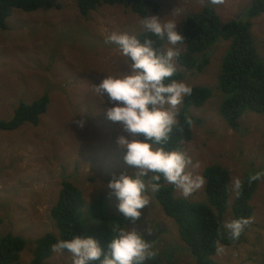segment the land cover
Here are the masks:
<instances>
[{
	"label": "rangeland",
	"instance_id": "1",
	"mask_svg": "<svg viewBox=\"0 0 264 264\" xmlns=\"http://www.w3.org/2000/svg\"><path fill=\"white\" fill-rule=\"evenodd\" d=\"M160 8L149 16L175 19L181 27L188 14L207 6L215 8L226 23L243 13L251 0H157ZM143 18L131 8L103 5L83 17L77 0H61L59 9L25 13L14 10L7 30L0 29V121H9L19 102L31 103L44 94L50 102L38 125L25 124L13 132L0 131V234L20 235L27 241L22 264L33 259L35 240L47 233H58L51 216L62 183L73 182L84 193L86 229L99 223L88 213L89 206L103 195L109 213L143 232L157 256L148 264H196L189 247L182 241L175 221L168 217L154 195L133 224L118 211V201L107 183L114 175L134 172L124 161L125 150L117 137L125 134L119 123L106 118L111 106L97 94L94 85L104 76L127 72L128 62L114 45L104 43L112 32L138 35L144 31ZM252 33L259 53L264 56V14L253 20ZM167 45L165 44L164 48ZM230 43L222 41L212 51V62L203 73L186 72L182 80L192 86L213 89L212 98L202 108H192L193 138L184 151L199 167L189 171L203 176L206 167L219 164L231 173V197L223 225L233 220L234 181L252 170L264 167V115L246 113L240 130H234L220 114L223 94L218 90L222 58ZM181 52L185 50L180 45ZM177 69L185 71L178 64ZM182 105V104H181ZM180 105V107H181ZM84 120L80 127L77 121ZM248 175H253L250 173ZM166 186H172L165 183ZM204 185L185 197L174 186L177 198L206 202ZM254 207L239 245L218 244L213 257L220 264H262L264 255V178L251 201ZM107 226V225H106ZM114 225H111V228ZM152 230L148 235L147 230ZM222 249V250H220ZM50 264H72L68 252H53Z\"/></svg>",
	"mask_w": 264,
	"mask_h": 264
},
{
	"label": "trees",
	"instance_id": "2",
	"mask_svg": "<svg viewBox=\"0 0 264 264\" xmlns=\"http://www.w3.org/2000/svg\"><path fill=\"white\" fill-rule=\"evenodd\" d=\"M61 0H0V29L7 30L8 19L14 10L32 13L39 10L59 9ZM79 12L88 17L91 11L103 5L131 8L141 18L149 16L150 11H157V0H77ZM264 14V0H251L247 9L236 18L223 23L214 7L207 6L198 13L186 16L181 27L185 37V50L178 58V64L185 71L177 69L172 79L182 80L186 72L203 73L212 62V51L218 43L227 41L230 46L222 58L217 88L223 94L220 114L234 130H240L241 119L252 112L264 115V56L255 43L252 33L253 20ZM141 40L151 38L157 48H164L166 42L145 31L137 35ZM191 96L185 98L180 107V125L173 130L166 147L181 148L193 138L192 108H202L212 98L213 89L205 86H192ZM50 102L48 94L26 103L19 102L13 117L9 121H0V131L13 132L25 124L38 125L41 116L47 111ZM264 147V141H263ZM253 173V175H248ZM241 181V188L236 191L231 205L233 220L253 215L251 201L255 196L260 177L264 178V167L252 170ZM259 174L258 179H253ZM205 178L206 202H191L177 198L172 186H166L161 180L160 190L154 197L164 213L172 218L179 228L182 241L189 247L196 264H220L213 257L218 251V244L225 246L239 245L244 242L245 229L238 240H232L222 220L228 210L231 197V173L222 165L214 164L203 171ZM113 178V177H112ZM111 178V179H112ZM110 179V180H111ZM87 203L84 193L73 182L65 180L56 204L51 209V216L58 233H47L35 240L33 259L29 264H50L52 245L60 239H71L75 235L96 238L107 251L111 240V225L120 223L109 213L108 203L103 195L89 206L88 213L99 223L96 230L86 229L84 218ZM107 225V226H106ZM246 228V227H245ZM27 247V241L20 235L0 234V264H22L21 254ZM64 252H67L66 250ZM99 264V261L96 262ZM262 264H264V255Z\"/></svg>",
	"mask_w": 264,
	"mask_h": 264
},
{
	"label": "clouds",
	"instance_id": "3",
	"mask_svg": "<svg viewBox=\"0 0 264 264\" xmlns=\"http://www.w3.org/2000/svg\"><path fill=\"white\" fill-rule=\"evenodd\" d=\"M213 5L223 0H209ZM141 24L146 33L166 42L157 48L151 38L141 40L129 32H112L104 43L114 45L128 62L129 70L116 75H105L95 91L104 98L105 115L119 123L123 133L117 145L125 150L124 161L134 172L114 175L107 188L117 201L118 211L133 224L140 220L143 209L149 207L152 196L161 188V180L174 186L188 197L200 189L205 178L189 171L198 168L192 158L181 148L169 150L166 145L170 135L180 125V105L191 96L193 89L184 81L172 79L177 72L181 55L180 45L185 41L175 19L146 16ZM80 127L84 120L77 121ZM259 174L253 177L258 179ZM241 181H234L235 189ZM249 219H234L225 224L229 237L238 240ZM111 240L107 251L92 237L75 235L60 239L52 251L70 253L72 264H148L157 256L147 236L140 230L115 224L110 229ZM148 235L152 230H147ZM222 250V249H220Z\"/></svg>",
	"mask_w": 264,
	"mask_h": 264
}]
</instances>
